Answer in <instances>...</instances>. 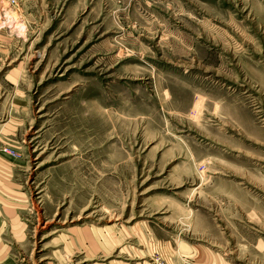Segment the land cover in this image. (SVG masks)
<instances>
[{
  "label": "rangeland",
  "instance_id": "374dc122",
  "mask_svg": "<svg viewBox=\"0 0 264 264\" xmlns=\"http://www.w3.org/2000/svg\"><path fill=\"white\" fill-rule=\"evenodd\" d=\"M160 262L264 264V0H0V264Z\"/></svg>",
  "mask_w": 264,
  "mask_h": 264
},
{
  "label": "bare ground",
  "instance_id": "6f19581e",
  "mask_svg": "<svg viewBox=\"0 0 264 264\" xmlns=\"http://www.w3.org/2000/svg\"><path fill=\"white\" fill-rule=\"evenodd\" d=\"M4 18H6V24L8 25V24H10V26L12 27V25L15 23V30L17 31V32H22L23 31V28L19 25V24H16V22L14 21V18L13 17H10V16H6V17H4ZM13 29V30H14Z\"/></svg>",
  "mask_w": 264,
  "mask_h": 264
},
{
  "label": "built area",
  "instance_id": "2783aa9c",
  "mask_svg": "<svg viewBox=\"0 0 264 264\" xmlns=\"http://www.w3.org/2000/svg\"><path fill=\"white\" fill-rule=\"evenodd\" d=\"M159 264H165L164 262H160Z\"/></svg>",
  "mask_w": 264,
  "mask_h": 264
},
{
  "label": "crops",
  "instance_id": "0c3cea01",
  "mask_svg": "<svg viewBox=\"0 0 264 264\" xmlns=\"http://www.w3.org/2000/svg\"><path fill=\"white\" fill-rule=\"evenodd\" d=\"M23 25V24H22ZM23 27H24V25H23ZM24 30H25V27H24Z\"/></svg>",
  "mask_w": 264,
  "mask_h": 264
}]
</instances>
